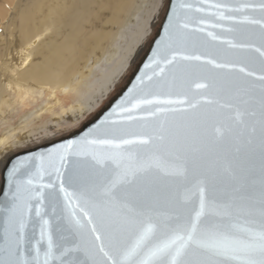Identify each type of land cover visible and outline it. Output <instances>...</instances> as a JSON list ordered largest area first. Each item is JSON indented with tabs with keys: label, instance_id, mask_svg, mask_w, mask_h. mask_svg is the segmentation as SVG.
<instances>
[{
	"label": "snow or ice",
	"instance_id": "6c2138e0",
	"mask_svg": "<svg viewBox=\"0 0 264 264\" xmlns=\"http://www.w3.org/2000/svg\"><path fill=\"white\" fill-rule=\"evenodd\" d=\"M178 7L190 9L191 5ZM249 7L244 4L233 8L226 3L204 0V5L195 11H207L220 21L259 24V38L264 42V19L258 21L248 16L237 19L225 14L243 12ZM260 11L264 13V0ZM210 27L224 26L212 24ZM188 28V23L180 22L179 13L174 9L170 26L165 29L168 41L165 47L171 53L164 57L165 65L175 67L178 59L202 60L199 55H180L173 47L187 41L183 33ZM173 30L177 32L175 41L171 36ZM225 30L236 31L232 27ZM207 35L218 39L212 32ZM224 43L229 48L251 47L233 40ZM254 50L264 69V46ZM156 63L159 66L160 61ZM204 63L217 69L234 68L244 77L254 75L243 65L235 68L213 59ZM164 71L161 67L160 73ZM257 79L258 188L256 181L248 179L251 169L244 166L257 128L253 124L247 137L238 131L246 127L245 116L256 115L249 110L256 92L254 83L237 80L227 100L211 96L193 100L184 90L177 93L183 98H140L130 108L123 109L127 113L135 110L146 113L126 117L130 122H145L140 132L121 129L118 140L85 141L94 146L87 151L72 153L74 145L65 146L60 156L62 163L69 153L91 159L89 171L68 177L71 191L65 187L63 178L58 192L53 184H41L37 190L31 177L16 181L10 206L2 209L5 215L0 264H264V74ZM209 87L207 83L195 84L196 90ZM202 105L205 107L201 109ZM169 113L181 114L183 121L171 141L167 140L164 127ZM161 117L165 120L157 133L146 122ZM226 138L229 147L225 151L221 145ZM57 174L61 175L59 171ZM220 185L224 186L223 190ZM45 188L53 189L55 224L44 218ZM61 197L62 210L57 215ZM33 200L38 203L34 205ZM33 211L38 221L34 220ZM30 225L33 238L35 226L39 227L35 243L26 231Z\"/></svg>",
	"mask_w": 264,
	"mask_h": 264
},
{
	"label": "bare ground",
	"instance_id": "6f19581e",
	"mask_svg": "<svg viewBox=\"0 0 264 264\" xmlns=\"http://www.w3.org/2000/svg\"><path fill=\"white\" fill-rule=\"evenodd\" d=\"M156 2L0 0V166L12 153L69 133L16 147L45 120L66 123L64 116L82 113L112 82L113 89L158 22L166 0L150 19Z\"/></svg>",
	"mask_w": 264,
	"mask_h": 264
},
{
	"label": "water",
	"instance_id": "95a60500",
	"mask_svg": "<svg viewBox=\"0 0 264 264\" xmlns=\"http://www.w3.org/2000/svg\"><path fill=\"white\" fill-rule=\"evenodd\" d=\"M262 0H208V3H226L230 7H239L244 4L251 5L243 12H225L226 15L236 16L237 19L248 16L251 19L262 20L264 13L260 11ZM180 4L191 5L190 9H180ZM204 5V0H166L164 8L160 13L155 28L144 45L142 51L135 59L127 76L122 80L112 95L100 106V108L91 114L78 128L70 131L67 135L44 142L43 144L33 146L24 150L17 151L6 157L0 166V243L3 235V216L5 213L2 209L11 204L12 193L16 188V181L25 180L31 177L34 180L36 189L39 190L41 184H53L58 192L60 179L65 181V187H69L68 177L74 174H83L89 171L91 159L86 156H77L72 153L76 151H87L90 146L85 141L88 140H111L120 138V130L124 129L129 132H140L144 121L130 122L126 120L128 115L144 116L146 113L142 110H135L132 113L124 112L123 109L130 108L137 99H152L158 96L160 99H177V93L181 90L188 91L189 99L197 100L202 96H211L222 100L229 99L230 89L235 87L237 80H244L249 84H255L256 92L254 101L249 110L255 111V116H245L246 127L238 129L243 131L245 137L250 133V127L255 124L257 132L253 137L252 150L245 160L244 166L251 169L248 176L249 181H256L257 188L260 179V155H259V80L260 75L264 74L260 63V57L254 49L264 46L260 37V25L248 23H234L232 21H220L216 17L205 12H196L197 7ZM174 9L179 13V19L182 23H188L189 28L183 35L187 36V41L182 45L173 44L180 55H199L201 61H184L177 60L176 66L165 65L163 59L170 56V51L165 47L166 41L165 29L170 26V18L173 17ZM205 23L201 24L200 21ZM212 24H223V28L210 27ZM232 27L236 31L228 32L225 29ZM203 28V31H196ZM212 32L218 39L213 40L207 35ZM173 41L176 40L177 32L171 31ZM226 40H233L236 43L250 45L247 48H229L224 43ZM158 55H154L157 54ZM213 59L218 64L234 65L235 68L246 66L247 70L254 73L252 77H244L235 71L234 68H213L211 65L204 63L205 60ZM160 64L157 66L156 61ZM165 69L160 73V68ZM149 77L152 79L149 80ZM143 80V83H141ZM196 83H207L209 89H195ZM151 92L152 95L145 93ZM161 107H180L161 105ZM186 107V106H184ZM205 107L201 106V109ZM210 107H215L210 106ZM201 109H198L201 110ZM165 120L161 117L158 120H149V127L159 132V125ZM181 114L167 115V121L164 124L166 137L168 141L173 139L182 125ZM211 131V129H209ZM124 138H133L124 136ZM73 144L72 153L66 155L63 163L60 156L64 154L65 146ZM98 147V146H95ZM221 147L226 151L229 147L228 140ZM99 150V148H98ZM42 158V159H41ZM230 159V157H229ZM227 162V161H222ZM17 171L13 174V170ZM61 174L58 176L57 172ZM223 185H220L223 190ZM69 190L72 189L69 187ZM45 212L44 218L50 219L55 224L56 219L52 214V193L53 189L45 188L44 190ZM34 205L38 203L33 200ZM62 210V197L57 206V215ZM33 218L37 220L33 211ZM32 243L39 238V227L35 226V238H33V226L26 230ZM43 251V247H42Z\"/></svg>",
	"mask_w": 264,
	"mask_h": 264
},
{
	"label": "rangeland",
	"instance_id": "374dc122",
	"mask_svg": "<svg viewBox=\"0 0 264 264\" xmlns=\"http://www.w3.org/2000/svg\"><path fill=\"white\" fill-rule=\"evenodd\" d=\"M164 0H157L156 5L154 7V12L152 13V15L150 16V19H152V17L154 15L158 14V11L161 9L162 4H163ZM151 35V31L148 28L147 32L144 34V37L142 38L141 41H139L137 43V45L139 44V46L144 45V43L148 40L149 36ZM132 56V55H131ZM130 56V57H131ZM127 64L125 65V67L121 70V72L119 74L120 75V80L116 81L118 76L116 77L115 81H116V85L113 87V89L111 91H109L112 88V85L114 82H112L111 87H109L106 91H102L96 98L95 101L93 102H89V104L85 107L84 111H82V113L80 114H76L74 112H70L69 115H66L63 117V119L61 120H65L66 123H61L58 124L57 121H48L45 120L42 123V127H40L39 129L35 130L33 133H30L27 140H25L24 142L20 144H18L16 147L18 146H23L22 148H26L29 146H33L35 144L38 143H42L45 140H49L52 138H55L57 136L63 135L67 132H70L76 128H78L80 126V124L86 120L91 114H93L96 110H98V108L102 105V102L104 101L107 92L108 95H112V93L117 89V87L120 85V83L122 82L124 76L127 75L128 71L127 70ZM107 95V96H108ZM70 106V105H69ZM67 106V107H69ZM28 109V108H27ZM34 108H30L28 111H26L23 114H27L33 111Z\"/></svg>",
	"mask_w": 264,
	"mask_h": 264
}]
</instances>
